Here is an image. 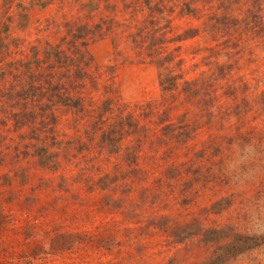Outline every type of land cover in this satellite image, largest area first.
Here are the masks:
<instances>
[{
    "label": "rangeland",
    "instance_id": "374dc122",
    "mask_svg": "<svg viewBox=\"0 0 264 264\" xmlns=\"http://www.w3.org/2000/svg\"><path fill=\"white\" fill-rule=\"evenodd\" d=\"M143 1L0 0L10 59L26 60L32 48L41 59L51 47L61 53L60 61L44 60L54 82L69 93L73 76L85 81L75 91L79 107L56 105L34 120L56 129L64 153L74 149L63 141L84 139L87 130L114 136L109 124L127 128L129 114L136 131L111 152L128 173L118 185L129 183V194L113 177V189L88 188L84 179L113 174L117 162L105 145L97 149L98 133L80 164L43 168L31 152L47 132L30 139L32 123L19 124L12 111L17 102L45 106L39 93L16 98L40 84L0 76V264H208L236 235L259 243L221 264H264V0ZM22 13L25 24L16 27ZM73 35L84 47L68 42ZM78 48L86 53L80 68L71 54ZM178 75V88L195 81L197 95L161 90L160 80ZM50 85H41L45 95ZM180 226L190 233L177 241L172 232Z\"/></svg>",
    "mask_w": 264,
    "mask_h": 264
},
{
    "label": "trees",
    "instance_id": "16d2710c",
    "mask_svg": "<svg viewBox=\"0 0 264 264\" xmlns=\"http://www.w3.org/2000/svg\"><path fill=\"white\" fill-rule=\"evenodd\" d=\"M149 2H150V0H144L142 3H145L146 5H148ZM189 3L190 2H187V1L185 2L188 10H190ZM193 12H194V10H193ZM24 18H25V13L20 14V18L16 21L15 26L21 27L23 24H25L24 22L26 20ZM7 21H10V20L8 19ZM84 23L85 22H83L80 26H77L78 27L77 28L78 34H82V35L85 34L86 29L89 28L87 26V24H84ZM116 23H118V22H116ZM99 25H100V27L103 25V20L101 23H99ZM2 29H3V31L7 32V30L9 29V22L5 23V25L2 27ZM136 29L140 30L142 28L136 27ZM187 32L188 33H186V34L190 33L189 31H187ZM77 33H75V34H77ZM74 35H73V40L68 41V42L69 43L71 42L72 45H75L76 42H80L79 46L83 45V47H84L83 42L77 40L78 37H75L76 35L75 36ZM1 39H2V41H1ZM3 40H5V39L0 34V63H3V66H4L2 69H0V76L2 78V82L3 83L6 81L9 82L10 77H14L15 75H20L21 76L20 78L24 77L22 80H26L27 83L26 82H19V84H21V85L32 83V81L38 82V84H40V85L35 86L33 89L31 87V90H29L30 96H26L25 94H23V96H16V98L17 99H18V97H20L22 99H25L28 97L39 98V94H40V96H44L46 101H47L45 106L30 105L29 110L25 104L23 105V104H19V102H17L19 107L12 110L13 115L19 124H23V126H25L26 123H32V126L29 128L30 133L27 134L30 139H32L33 137L34 138L37 137V134H36L37 132H47L46 137H43L44 138L43 143L39 144V146H34L33 151L31 152V156H33V158L36 160L38 165H41L45 169H48V170L50 169L51 172L55 173L56 171H58L61 164H68V165L73 164L74 166L80 164V160L76 161V159L81 158L83 155L82 154L83 152H87V154H85V155H88L94 149V146L92 145V142H90V140H91L92 135L95 131L98 133V141L96 142L98 144L97 149L99 147H101V145H105L107 147L106 153L118 154L117 152L119 151V146L121 144L120 140L123 137L122 135L125 133L131 134V132L132 133L136 132L135 130L132 129L133 125H132L131 121L128 120L131 118L130 114L127 116V120H126L127 121L126 122L127 128H125L126 126L124 127L123 125L117 126V125L121 124V123L117 124L118 122L109 124V126H108L110 129L109 131H111V130L115 131L114 136L111 135V133H107L106 131L103 132L104 130H102L100 132V130L92 129V130H87L84 132L85 133L84 139L82 138V136H83L82 134H80V135L76 134L77 135L76 138L73 137L72 139H67V140L63 141V142H65V144H64L65 146L69 145L72 149H74V151H70V150L68 151L67 150V152H65V153H64V151H66V147L64 148V146H61L62 141L60 143V142H57L58 140H56V136H55L56 129H53L49 125V123H48L49 126L46 127L45 125L47 122H42V121L40 122V119L38 120L37 125H35L34 120L37 119V117L40 115L39 110L41 112L45 113L44 116L45 115L48 116V113H47V112H49L48 108H51L53 106L55 107L56 105H63L67 108L79 107L80 98L77 96L78 92L76 93L75 91H79V90H77L79 88L78 85L84 84L85 81H82V80L77 81L75 76H73L70 79L69 84L71 85L72 88L76 87V90L70 91L69 93L67 91L65 92L64 88L62 89V86H61L62 84H60V82H54V79H52L50 77L52 75V73H51L52 71H50L48 69V65H49V64L47 65L48 62H44L45 59H50L51 56H52V58H54L56 60L58 59L60 61V55H61L60 52H55V49L51 48V47H44L41 50L43 56L40 59V58H38L39 51L36 48H32L31 49L32 55L29 56V58H27L26 60L15 61V60L10 59V56H12V54H13V53L11 54V51H14V50L11 48L9 49L8 46L5 45L6 43ZM82 48L81 49L78 48V50L74 51L73 53L71 52V54L78 57L79 63H80L79 64L78 61H75L74 64L76 66H73V67L80 68V67L85 65V64H83L82 61H83V58L85 57L86 53L83 51ZM70 57H73V56L70 55ZM30 64L32 66H30ZM79 75H81V73ZM178 77H180V76L179 75L174 76V77H172V79H167L165 81L160 80L159 86H161V90L165 93V91H172V90L174 91L177 89V90H181L182 92H185L184 96H195V94L197 95V90L196 89L194 90L195 83H196L195 81L192 83H191V81H184L182 83L183 84L182 88L180 87V89H179L178 83L176 82L177 79H179ZM93 80L94 79H92V82H95ZM42 84H51L47 95H45L46 90L42 88V86H41ZM94 85H96V84H94ZM197 89L199 90V88H197ZM26 92H28V91H26ZM178 92H180V91H178ZM164 93H162L163 96H164ZM102 109H104V107H102ZM98 113H99V116L103 115L102 110H100ZM80 116H82L83 117L82 120L85 121L88 114L85 116V114L82 113ZM52 120H54L53 119V113L49 117V122ZM77 120H78L77 117H75L73 122L74 121L78 122ZM39 122H40V126H39ZM120 122L125 123V121H120ZM165 128H167V127H165ZM73 142H78V145L75 144L76 147L73 146ZM111 152H114V153H111ZM61 153L64 154V157L62 159H60V157H59V155H61ZM116 154H114V157L117 160V162L113 166L114 173L113 174H110V173L105 174L104 173V174L98 176V178L95 180H92V178L95 176H92V178L90 177V179H84L83 181L85 182V184L88 188L97 189L99 191L104 190L105 188L110 189L111 187H109L110 183L108 181H109V178L113 177L115 179L116 186L121 187L120 191L123 192L124 194H129V192H130L129 183L125 184L124 186L118 185L119 180H123L125 177L128 179H130V178L128 177V173L121 172L120 167H119V162H118V156H116ZM29 155H30V153H29ZM123 158L124 159H122V158L121 159L125 160L127 162V165L129 166V164L133 160V150L130 149L129 147H126L125 154L123 155ZM62 162H64V163H62ZM56 165H58V167H56ZM99 170L100 169H97V171H98L97 173H99L101 171V170L100 171ZM128 172H129V170H128ZM95 186H96V188H95ZM114 188H115V186H114ZM111 189H113V188H111ZM106 202H107V200H106ZM107 203L111 204L114 207L121 206L120 202L117 200H115V201L109 200V202H107ZM3 223H4L3 215H2V213H0V227L2 226ZM188 228H189L188 226L176 227V228H174V231L172 232V234L176 237L177 241L178 240L181 241V240H183L189 236L190 232H189ZM179 231H181L182 234ZM211 233L214 235L215 239L218 241L223 236L221 231L214 230ZM258 243H259V240L254 238L253 236L236 235L229 242H224L218 246L219 251H217V254L208 262V264H221L225 260L230 259L239 253H242L248 249L256 247L258 245Z\"/></svg>",
    "mask_w": 264,
    "mask_h": 264
},
{
    "label": "built area",
    "instance_id": "2783aa9c",
    "mask_svg": "<svg viewBox=\"0 0 264 264\" xmlns=\"http://www.w3.org/2000/svg\"><path fill=\"white\" fill-rule=\"evenodd\" d=\"M5 20L7 21V20H8V18H5ZM7 22H9V21H7ZM4 25H5V23H4V24H0V27H1V28H0V30H2V31H3L2 27H3ZM25 29H26V28H25ZM25 29H24V30H25ZM8 30H9V29H8ZM24 30H23V31H24ZM8 33H9V32H7V34H8ZM0 34H1V33H0Z\"/></svg>",
    "mask_w": 264,
    "mask_h": 264
}]
</instances>
